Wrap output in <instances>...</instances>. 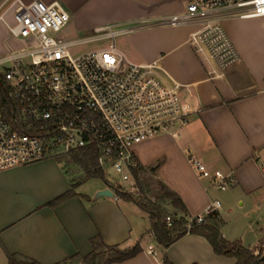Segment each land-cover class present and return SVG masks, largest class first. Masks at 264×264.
Wrapping results in <instances>:
<instances>
[{"label": "crops", "instance_id": "1", "mask_svg": "<svg viewBox=\"0 0 264 264\" xmlns=\"http://www.w3.org/2000/svg\"><path fill=\"white\" fill-rule=\"evenodd\" d=\"M43 1L62 3L79 28L113 26L123 31L124 47L136 60L127 59L150 66L190 107L189 124L173 127L179 136L163 132L134 147L144 175L166 184L187 208L184 213L165 200L161 202L165 214L188 220L219 201L222 208L215 219L228 241L236 208L244 209L243 219L249 224H259L258 210L264 207V17L225 21L241 61L221 71L201 40L200 25L156 23L184 14L189 0ZM13 2L0 0V16ZM14 12L12 7L5 13L6 21L0 19V59L31 44L10 34L7 23L14 22ZM8 42L16 46L7 49ZM188 149L211 170L233 173L236 182L219 191L194 171ZM77 182L69 166L50 158L0 171V264H11L10 255L18 261L60 264L89 255L92 240L98 237L108 246H141L134 258L113 264H165V255L173 264L237 263L218 255L200 234L188 233L165 250L153 233L150 214L137 203L119 198L114 190V197H96L110 188L108 184L92 193L78 186L75 191L83 198L49 205Z\"/></svg>", "mask_w": 264, "mask_h": 264}, {"label": "built area", "instance_id": "2", "mask_svg": "<svg viewBox=\"0 0 264 264\" xmlns=\"http://www.w3.org/2000/svg\"><path fill=\"white\" fill-rule=\"evenodd\" d=\"M12 7L14 22L7 23L10 34L31 44L0 59L15 112L9 123L0 108V171L94 147L105 173L113 169L131 184L133 170L139 168L134 147L163 132L179 136L173 127L189 124L190 107L150 66L127 59L115 42L123 31L113 26L96 29L76 43L110 39L109 47L73 57L69 52L73 43L61 37L71 20L62 3L14 0L8 9ZM8 9L1 20L6 21ZM251 17H264V0H189L184 14L156 23L200 25L203 44L225 71L241 56L224 23ZM186 153L194 171L219 191L236 182L233 173L211 170L191 150ZM221 208V202L212 201L202 214L188 219V228ZM166 221L171 226L174 218L169 215ZM148 252L154 253V248Z\"/></svg>", "mask_w": 264, "mask_h": 264}, {"label": "trees", "instance_id": "3", "mask_svg": "<svg viewBox=\"0 0 264 264\" xmlns=\"http://www.w3.org/2000/svg\"><path fill=\"white\" fill-rule=\"evenodd\" d=\"M0 108L2 110L3 118L7 122L12 123L15 112L12 101L9 97V88L6 85L3 74L1 72ZM69 158V161L60 160V162L66 164L67 166H70V164H74L82 167L86 173V180L92 178L105 179L106 173L100 167L98 154L94 147L76 149L70 154ZM67 162H69L70 164ZM138 164L139 168L133 170V176L134 179L139 183L140 178L144 175L146 169L139 161ZM106 182L111 188H113L119 198L137 203L142 210L150 214L153 233L158 243L165 250L186 234L194 233L205 236L210 241L215 252L218 255L234 258L237 261L236 264H264V240L261 242L258 250H250L243 247L238 242L226 240L221 233V229L215 219V215L208 217L203 223L194 222L191 225V228H188V220L184 216L179 217L178 214H174L171 215L174 218V221L171 226H168L166 218L169 215L165 214L161 202L169 200L174 208L184 213L187 212V208L180 196L170 190L166 184L162 182L158 184L161 191V195L159 197L160 202L148 203L146 201L140 200L137 195L126 192L121 187H115L108 181ZM78 185H80V182L73 184L68 192L56 198L49 205L55 207L75 196L83 198L84 195L78 194L75 191ZM92 245L93 251L89 255L85 257L76 256L60 264H74L76 260L79 261V264H113L124 262L131 258H134L142 251V248L139 244H136L132 248L108 246L99 237L92 240ZM257 251H260V253L257 254ZM10 263L39 264L35 261L30 260L18 261L15 255H10ZM164 263L173 264L166 255L164 257Z\"/></svg>", "mask_w": 264, "mask_h": 264}, {"label": "rangeland", "instance_id": "4", "mask_svg": "<svg viewBox=\"0 0 264 264\" xmlns=\"http://www.w3.org/2000/svg\"><path fill=\"white\" fill-rule=\"evenodd\" d=\"M94 34H95V30L93 28H83V29L79 28L78 26H75L74 19L71 18L67 27L62 31L61 37L67 40L68 42L73 43L69 47V52L73 57H77L88 52H93L109 47V45L112 42V40L110 39L93 41V42L76 43ZM125 41H126L125 37L124 36L120 37V35H118L115 40L116 45L121 51H123L126 54L127 58L135 62L136 59L134 58L132 53H130L128 49H125L124 47ZM6 45H7L6 46L7 49H13V47L16 46L15 44H11V42H8ZM1 50L4 51V49ZM2 71L3 69L0 66V72ZM69 156L67 155L64 158L51 157L50 159H56L58 161L60 160L69 161L70 160ZM69 168L71 174L75 176V179L79 182H82L80 185H78L80 191L92 193L99 186H103L104 184H107L106 181H108L109 183H119L121 185H124L122 187L123 190L137 195V197L140 198V200L142 201H146L148 203L160 202V198H158V196L161 195V193H159L161 191L160 190L158 191V184L156 183V181L154 180L151 174L143 175L140 178L139 183L136 180H134L131 184L127 185L126 182L122 180L121 176L118 175L113 169H108L106 171L105 179L92 178L86 180V173L82 167H80L79 165L70 164ZM133 188H135V190H133ZM243 213H244V209H239V207L236 208L234 212L231 213L234 222L229 224L228 226L230 228L229 229L230 240L232 242H238L243 247L248 248L250 250H258L261 242L264 240V207L258 210V215L259 216L262 215L259 219L260 220L259 224H257L256 222L249 224L246 220L243 219ZM251 213L256 215L255 212H251ZM167 215H174V214L171 213Z\"/></svg>", "mask_w": 264, "mask_h": 264}, {"label": "water", "instance_id": "5", "mask_svg": "<svg viewBox=\"0 0 264 264\" xmlns=\"http://www.w3.org/2000/svg\"><path fill=\"white\" fill-rule=\"evenodd\" d=\"M115 193L113 192V190L111 188H106L100 192H98L97 194V198L99 197H114Z\"/></svg>", "mask_w": 264, "mask_h": 264}]
</instances>
